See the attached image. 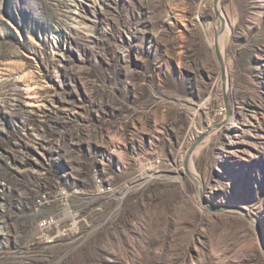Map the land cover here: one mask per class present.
<instances>
[{
  "label": "rangeland",
  "instance_id": "1",
  "mask_svg": "<svg viewBox=\"0 0 264 264\" xmlns=\"http://www.w3.org/2000/svg\"><path fill=\"white\" fill-rule=\"evenodd\" d=\"M214 1L0 0V264H264V0L225 80Z\"/></svg>",
  "mask_w": 264,
  "mask_h": 264
},
{
  "label": "water",
  "instance_id": "2",
  "mask_svg": "<svg viewBox=\"0 0 264 264\" xmlns=\"http://www.w3.org/2000/svg\"><path fill=\"white\" fill-rule=\"evenodd\" d=\"M219 1H220V0H215V1H214V9H215V12H216V18L220 19V21H221V27H220V29H218V30L216 31V34H215V43H216V53H217V56H218L219 61H220V63H221V66H222V72H223V78H224V80H225V78H226V77H225V76H226V75H225V74H226V67H225V62H224V60H223V58H222V55H221V53H220V50H219V46H218V44H219V35H220L221 32L224 30V27H225L226 21H225V19L221 16V14H220V12H219V9H218V2H219ZM198 142H199V141H197V142L191 147L187 159L189 158V156H190V154H191L193 148L198 144ZM188 173H189L192 177H194L189 171H188Z\"/></svg>",
  "mask_w": 264,
  "mask_h": 264
},
{
  "label": "built area",
  "instance_id": "3",
  "mask_svg": "<svg viewBox=\"0 0 264 264\" xmlns=\"http://www.w3.org/2000/svg\"><path fill=\"white\" fill-rule=\"evenodd\" d=\"M55 223H56V221H55V219L53 217L45 218V219H43V220L40 221V225L43 228L51 227ZM53 242H54V239L53 238H48L47 239V243H53Z\"/></svg>",
  "mask_w": 264,
  "mask_h": 264
}]
</instances>
